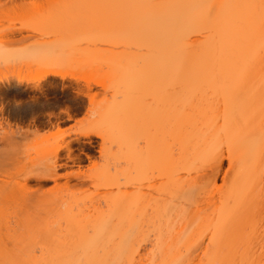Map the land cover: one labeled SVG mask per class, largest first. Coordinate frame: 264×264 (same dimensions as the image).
<instances>
[{
    "label": "bare ground",
    "instance_id": "obj_1",
    "mask_svg": "<svg viewBox=\"0 0 264 264\" xmlns=\"http://www.w3.org/2000/svg\"><path fill=\"white\" fill-rule=\"evenodd\" d=\"M81 2L109 14L123 46L109 81H87L126 98L79 132L101 139L84 187L61 180L63 138L33 143L17 179L1 181L0 264H264V0Z\"/></svg>",
    "mask_w": 264,
    "mask_h": 264
},
{
    "label": "rangeland",
    "instance_id": "obj_2",
    "mask_svg": "<svg viewBox=\"0 0 264 264\" xmlns=\"http://www.w3.org/2000/svg\"><path fill=\"white\" fill-rule=\"evenodd\" d=\"M65 1L69 2L0 0V74L9 75L8 80L0 81V130L1 127L14 130L17 139L8 147L0 140V159L10 175V178L1 176L0 183L2 180L12 182L11 179L17 177L23 161H26V149L33 143H52L55 147V143L63 138L70 143L59 152L62 166L59 171L65 174L61 177L62 182L69 180L70 184L77 183V187L87 185L85 174L92 162L100 157L101 139L91 133L79 132L87 119L98 117L107 106L113 107L117 101L119 104L126 98L124 93L118 98L113 96L112 89L105 88L107 84L103 86L111 79L108 57L113 58L123 49L113 39L115 34L109 32L115 28L112 20H108L109 14L100 16L98 7L88 3L86 6L85 2H81L82 8H78V3H74L76 0L70 4ZM112 51L115 53L111 56ZM48 68L62 69L67 73L64 76L50 74L39 80L32 75ZM17 70L19 74L15 73ZM113 71L112 77L115 75ZM123 72L128 73V70ZM18 75L23 81L16 80ZM87 76L106 80L103 83L88 82ZM9 152L19 155L10 157ZM30 153L34 155V150ZM226 165L224 159L217 173L219 183ZM155 179L150 174L148 185L141 192L154 193L152 184ZM31 183L40 184L45 191L54 185L51 179H34ZM39 187L34 189L42 190ZM15 209L16 204H11L7 213Z\"/></svg>",
    "mask_w": 264,
    "mask_h": 264
}]
</instances>
